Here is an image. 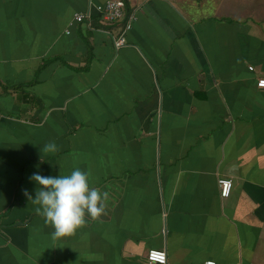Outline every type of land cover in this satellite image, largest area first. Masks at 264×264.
Masks as SVG:
<instances>
[{"label": "crops", "instance_id": "1", "mask_svg": "<svg viewBox=\"0 0 264 264\" xmlns=\"http://www.w3.org/2000/svg\"><path fill=\"white\" fill-rule=\"evenodd\" d=\"M107 1L0 0V264H264V0H126L119 50ZM74 168L105 211L53 238L23 192Z\"/></svg>", "mask_w": 264, "mask_h": 264}, {"label": "clouds", "instance_id": "2", "mask_svg": "<svg viewBox=\"0 0 264 264\" xmlns=\"http://www.w3.org/2000/svg\"><path fill=\"white\" fill-rule=\"evenodd\" d=\"M45 147L55 150L54 143ZM29 180L36 186L34 193L24 190L23 194L38 205L36 212L52 226L53 238L71 235L85 223L86 215L96 219L105 211L108 193L91 187L88 174L79 168L64 175L42 176L37 171Z\"/></svg>", "mask_w": 264, "mask_h": 264}, {"label": "built area", "instance_id": "3", "mask_svg": "<svg viewBox=\"0 0 264 264\" xmlns=\"http://www.w3.org/2000/svg\"><path fill=\"white\" fill-rule=\"evenodd\" d=\"M97 14L104 23H119L125 21V26L119 35L112 36L113 45L116 50L123 48L126 45V34L131 29L132 22L136 19L135 13L128 15L124 0H108L104 5L95 7ZM93 15L90 12L77 13L74 15V21L82 23L84 21L91 24ZM252 71L253 69L250 68ZM257 87L264 90V78L257 80ZM220 195L227 199L230 197L233 183L231 180L219 181ZM146 261L148 264H169L165 250H151L147 253ZM205 264H215L207 262Z\"/></svg>", "mask_w": 264, "mask_h": 264}, {"label": "trees", "instance_id": "4", "mask_svg": "<svg viewBox=\"0 0 264 264\" xmlns=\"http://www.w3.org/2000/svg\"><path fill=\"white\" fill-rule=\"evenodd\" d=\"M125 4H126V0H124ZM127 8V7H126ZM128 12V15L130 14V11L127 10ZM120 23V22H119ZM119 23H104L102 22L100 16H96L94 17V19H92V22H91V25H92V28L93 27H100V26H103L105 27L107 30L109 31H114L115 29L119 28L121 31L122 29L124 28L125 26V21L121 22V25H116V24H119ZM94 25V26H93ZM18 89V88H17Z\"/></svg>", "mask_w": 264, "mask_h": 264}, {"label": "water", "instance_id": "5", "mask_svg": "<svg viewBox=\"0 0 264 264\" xmlns=\"http://www.w3.org/2000/svg\"><path fill=\"white\" fill-rule=\"evenodd\" d=\"M22 225V224H21Z\"/></svg>", "mask_w": 264, "mask_h": 264}]
</instances>
